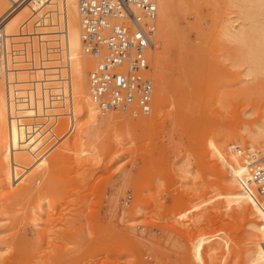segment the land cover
<instances>
[{"label": "rangeland", "instance_id": "1", "mask_svg": "<svg viewBox=\"0 0 264 264\" xmlns=\"http://www.w3.org/2000/svg\"><path fill=\"white\" fill-rule=\"evenodd\" d=\"M230 2L170 0L160 63L148 60L153 121L109 112L90 130L64 110L30 177L0 166V264L257 263L264 197L246 195L234 148L245 157L264 124V73L226 61L222 27L244 23Z\"/></svg>", "mask_w": 264, "mask_h": 264}, {"label": "built area", "instance_id": "2", "mask_svg": "<svg viewBox=\"0 0 264 264\" xmlns=\"http://www.w3.org/2000/svg\"><path fill=\"white\" fill-rule=\"evenodd\" d=\"M7 11L0 16V81L9 89L16 85L21 72L46 73L47 64L64 54L54 49L44 35L43 27L62 25L66 30L65 0H5ZM30 4L46 8L45 23L30 15L22 20L13 35H8V19ZM44 6V7H43ZM82 39L86 49L97 59L87 76L90 101L103 114L122 112L131 117L149 115L152 110L154 85L148 56L153 49L157 6L153 0H77ZM55 58V59H54ZM40 103V107L37 105ZM51 104L63 110L69 106L63 91L52 93L50 88L31 87L25 94L18 90L8 93L11 120L21 106L30 107L31 128L48 124ZM58 117V116H55ZM59 119V117H58ZM56 119V121H58ZM54 120V119H53ZM73 124H67L71 133ZM56 137V136H55ZM240 153L239 147L234 148ZM244 170L264 197V148L246 151Z\"/></svg>", "mask_w": 264, "mask_h": 264}, {"label": "bare ground", "instance_id": "3", "mask_svg": "<svg viewBox=\"0 0 264 264\" xmlns=\"http://www.w3.org/2000/svg\"><path fill=\"white\" fill-rule=\"evenodd\" d=\"M153 1L157 6L156 32L169 24L171 16L170 0ZM230 1L233 6H241L243 15L241 14V18L239 19L243 20L244 23L234 25L231 20H228L222 27V40L233 46L232 54L230 55L232 57L226 61L232 67H243L246 78L264 73V0ZM8 7L7 1L0 0V16L7 11ZM39 7L30 4V12L24 7L12 15L5 25L6 33L13 35L16 32L18 24L29 15L31 21L38 18L42 20V23H45L44 17L47 9ZM65 7V32L62 31V25L43 27L38 30V33L48 34L44 35V39L49 41V45L52 48H58L64 55L59 60L49 62L46 73L39 71L34 73H19L16 78V85L9 89L0 81V166L5 171V176L10 182L25 180L26 175L29 173L33 174L31 173L32 168L37 170L44 163L46 159L44 157L46 150L44 151V149H46L47 143L50 142L49 139L52 131L61 127V124L56 119L64 113V110H67L65 113L66 117L83 118L85 128L90 130L98 127L99 125H96L101 122V117L106 115L101 113L90 101L88 89L85 90L84 80L87 78L88 71L92 67L91 61L86 58L95 57L83 44L77 0H65ZM155 36L154 33V37L152 38L154 47L148 56V60L150 61L151 58H154L155 63H160L158 55L160 56L161 54H159L160 52L156 48H158L159 41H164V38L159 34L156 38ZM162 43L165 44L164 42ZM165 49L166 47H164ZM248 53L250 54V58L247 56ZM32 86L36 87V89L50 88L52 93L63 91L69 100V106L66 104L63 110L58 109L59 105L51 104L52 110L50 116L54 117H51L48 124L40 125L36 130L30 126L32 125L30 117L33 116L30 107L21 106L14 120H11L8 107V93L16 89L20 94H25ZM159 96H163L162 90H158V98ZM37 107H40V103ZM157 110L156 108L153 110L151 116L145 120V123H150L155 119ZM85 134L87 133L85 132ZM251 134L252 137L248 150L253 151L256 148H264V124L257 126ZM83 153L89 156L90 151L87 150ZM94 153L96 152L94 151ZM242 161H244V153L240 151V154L235 159L238 168H241L240 164H243ZM255 193L254 187L247 184L246 195L253 203L260 204V200ZM259 232L262 243L259 245L257 252L258 261L256 260L257 263H255L264 264V228H260Z\"/></svg>", "mask_w": 264, "mask_h": 264}]
</instances>
